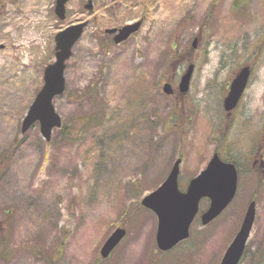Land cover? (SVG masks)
I'll list each match as a JSON object with an SVG mask.
<instances>
[{
    "label": "rangeland",
    "instance_id": "obj_1",
    "mask_svg": "<svg viewBox=\"0 0 264 264\" xmlns=\"http://www.w3.org/2000/svg\"><path fill=\"white\" fill-rule=\"evenodd\" d=\"M54 6L0 0V264H219L251 200L256 241L264 232V173L251 172L244 154L254 141L220 126L218 99L238 65L261 55L243 99L260 103L264 0H69L64 20ZM135 21L140 28L121 43L104 32ZM79 22L87 26L66 62L65 91L53 100L69 130L53 129L49 142L39 123L22 133L43 70L55 61V34ZM233 49L237 60L228 57ZM189 64L190 88L180 94ZM167 80L174 96L161 91ZM215 150L248 162L234 199L205 226L196 217L190 237L160 253L157 217L142 197L178 157L184 190ZM207 206L202 199L199 210ZM117 227L126 234L102 259ZM250 260L247 247L240 264Z\"/></svg>",
    "mask_w": 264,
    "mask_h": 264
},
{
    "label": "water",
    "instance_id": "obj_2",
    "mask_svg": "<svg viewBox=\"0 0 264 264\" xmlns=\"http://www.w3.org/2000/svg\"><path fill=\"white\" fill-rule=\"evenodd\" d=\"M68 0H56L55 13L60 20L66 16ZM90 8V5H87ZM141 22L127 24L119 29H106L108 34H114L113 41L120 43L136 32ZM87 22L73 24L59 31L55 35V61L44 68L43 86L29 106L22 120V133L28 130L37 121L40 124V134L46 140L51 138L53 128L61 126V118L55 112L53 99L61 95L65 89V62L70 58L71 49L80 38ZM193 42V46H195ZM194 65H188L182 74L178 89L185 93L189 89ZM249 75L248 67H243L230 85V90L224 100L225 109H231L238 101L244 90ZM165 94L173 93L169 83L162 86ZM181 159H177L163 183L154 191L146 195L141 204L151 209L157 216L158 224L155 241L160 251L174 247L178 242L189 235V226L198 211L201 198L210 200L208 209L201 214V222L207 224L216 218L233 199L237 189V171L234 164L221 160L217 153L209 159L206 167L192 178L185 192L178 189V174ZM255 217V203L248 205L241 226L234 239L226 249L220 264H238L245 248ZM125 235L123 228H116L101 247L102 258L108 257L113 248Z\"/></svg>",
    "mask_w": 264,
    "mask_h": 264
},
{
    "label": "flooded vegetation",
    "instance_id": "obj_3",
    "mask_svg": "<svg viewBox=\"0 0 264 264\" xmlns=\"http://www.w3.org/2000/svg\"><path fill=\"white\" fill-rule=\"evenodd\" d=\"M260 48L261 49L258 52L259 54H261L264 51V43L260 46ZM230 59L233 60L232 58ZM223 62L229 63L228 60H224L222 58L220 64L222 65ZM262 62L263 59L261 55H255L250 57L249 60L245 61L242 65H240V67L233 74L232 78L223 84V89H222L223 94L218 99V107L220 114L219 121L224 124V125L220 124V126H222L224 129H228V128L232 129L235 138L240 137L242 139H248V141L250 140L254 141L253 149L251 148L250 151L244 153L247 155L248 159L251 160V166L249 167L248 162L247 163L243 162V163L250 168L251 172L259 171L263 174L264 173V150H263L264 90L261 96L260 103L253 104L252 98L247 103H243V99L245 97L248 87L253 85L258 79L257 72L262 68L263 66V64H261ZM244 65L248 66L250 69L246 88L243 94L241 95L240 99L236 102V104L231 109L226 110L224 105V98L228 93L231 81L237 75L239 69H241ZM235 164L236 167L238 166L237 169L239 172L243 171L244 164H240L238 159L236 160ZM254 224H255V219L248 240L246 242L245 251L247 250L248 247V250L251 255L250 264H262V262L264 261V232L256 239V241H253L251 235L254 228Z\"/></svg>",
    "mask_w": 264,
    "mask_h": 264
},
{
    "label": "trees",
    "instance_id": "obj_4",
    "mask_svg": "<svg viewBox=\"0 0 264 264\" xmlns=\"http://www.w3.org/2000/svg\"><path fill=\"white\" fill-rule=\"evenodd\" d=\"M230 56H234L237 59H239V55L237 54L236 50L233 49V51L231 52V54H229ZM69 129H67L65 126H62V128L60 129L61 132L65 133V131H67ZM67 135V134H66ZM219 152V150H217ZM220 153V152H219ZM222 156H224L222 153H220ZM225 158H228L227 160H232V161H235L232 156H228V157H225Z\"/></svg>",
    "mask_w": 264,
    "mask_h": 264
},
{
    "label": "bare ground",
    "instance_id": "obj_5",
    "mask_svg": "<svg viewBox=\"0 0 264 264\" xmlns=\"http://www.w3.org/2000/svg\"><path fill=\"white\" fill-rule=\"evenodd\" d=\"M80 59H83L84 58V55L83 54H79L78 56Z\"/></svg>",
    "mask_w": 264,
    "mask_h": 264
}]
</instances>
